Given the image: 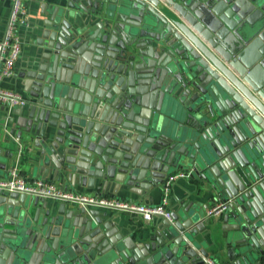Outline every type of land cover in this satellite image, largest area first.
<instances>
[{
  "label": "water",
  "instance_id": "1",
  "mask_svg": "<svg viewBox=\"0 0 264 264\" xmlns=\"http://www.w3.org/2000/svg\"><path fill=\"white\" fill-rule=\"evenodd\" d=\"M37 32L5 142L36 134L38 170L112 193L182 169L227 209L221 223L187 199L138 241L99 209L0 187V264H206L219 241L231 264H264V0H71Z\"/></svg>",
  "mask_w": 264,
  "mask_h": 264
},
{
  "label": "crops",
  "instance_id": "2",
  "mask_svg": "<svg viewBox=\"0 0 264 264\" xmlns=\"http://www.w3.org/2000/svg\"><path fill=\"white\" fill-rule=\"evenodd\" d=\"M71 0H26L25 5L27 8V21L24 24H20L18 27V33L22 41V49L20 57L18 58L15 64V72L12 76H6L1 82V87L11 89L15 92L20 93L26 99V103L20 106H15L11 109L21 107H26L28 105V96L20 89L17 82H19V77L16 76L21 71H27L29 69V64L32 63L38 54L42 51V46L38 42L39 34L38 30L42 28L47 21L51 19V13L57 8H63L70 3ZM12 8L11 0H0V39L3 37L6 32L8 21L10 18ZM83 90L84 89H81ZM28 111L22 110L20 114H14L13 111L6 110V106L3 103H0V141L3 145V157L5 162V168L0 179L6 178L9 175L10 169L12 166L17 164L23 176L27 179L32 180L34 178H44L56 182L60 187L65 190H72L77 192H82L86 194H101L105 196H112L122 199H129L138 201L148 205H156L162 201L163 198V187L164 180L169 174L165 177L162 183L158 185L151 184L150 188L144 189L142 194H133V193H112V187L104 189L100 186L101 180H96L95 187H90V180L92 176H88V183L83 184L80 182L79 176L73 179L69 178L67 175V170L63 168H58L52 162L50 166H47V169L42 167L41 170L36 168V165L39 166L37 159V153L39 152V147L36 144L40 138L36 134L29 135L26 132H23L21 135V140H14L16 135H12V139L9 142L4 141V135L6 131L12 128V124L9 122V118L14 116L21 118H27ZM9 150V151H7ZM11 150V151H10ZM36 164V165H35ZM45 170L46 173H45ZM178 171L185 170H174L173 173ZM94 182V181H93ZM194 178H178L174 181L173 187L171 190L169 208L172 211L183 210L182 202L187 199H192L194 201L193 205H202L204 207L205 213L207 209L214 206L218 202H222L217 199V193H211L205 191H200L190 194L188 186L190 183H195ZM201 183V182H200ZM201 189L204 188V184H200ZM200 190V189H199ZM50 205L54 204L57 206L63 202L54 198H46ZM67 207L75 206H88L92 209H99L100 216L106 218L105 214H111L115 220L120 221L119 229L121 232L128 237H133L135 240H141L143 233L152 228L155 222H159L162 217L156 216L152 219H145L138 213H133L129 211L117 210L110 207L96 206V205H84L81 203L75 202H66ZM226 211L221 212L217 216H210L211 219L218 220L222 223L223 215ZM202 239V236H199ZM217 245V246H216ZM215 245L212 244L209 247L210 258L214 259L218 264H231V261L228 256L227 247L221 245V242H217ZM208 264V263H206Z\"/></svg>",
  "mask_w": 264,
  "mask_h": 264
},
{
  "label": "built area",
  "instance_id": "3",
  "mask_svg": "<svg viewBox=\"0 0 264 264\" xmlns=\"http://www.w3.org/2000/svg\"><path fill=\"white\" fill-rule=\"evenodd\" d=\"M12 8L8 21L6 32L0 39V84L4 77L12 76L15 72V64L20 57L22 49L21 37L18 33L20 24L27 21L26 0H11ZM0 103L10 105L11 107L20 106L26 103V99L18 92L3 88L0 85ZM189 172L178 171L169 174L164 181L163 198L159 204L148 205L138 201L122 199L101 194H86L82 192L65 190L56 182L44 179H27L22 175L17 164L12 166L9 175L0 179V187L8 191L24 192L32 196H41L45 198H54L60 201L81 203L84 205H96L110 207L117 210L138 213L145 219H152L159 216L172 219V210L169 208L171 190L173 183L178 178L189 177ZM227 209V202H218L207 209L206 215L217 216ZM208 264H218L212 258H207Z\"/></svg>",
  "mask_w": 264,
  "mask_h": 264
}]
</instances>
